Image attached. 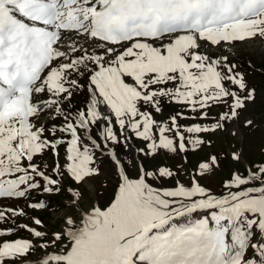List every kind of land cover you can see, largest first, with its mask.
I'll use <instances>...</instances> for the list:
<instances>
[{
	"label": "snow or ice",
	"instance_id": "6c2138e0",
	"mask_svg": "<svg viewBox=\"0 0 264 264\" xmlns=\"http://www.w3.org/2000/svg\"><path fill=\"white\" fill-rule=\"evenodd\" d=\"M252 41L264 0H0V264H264Z\"/></svg>",
	"mask_w": 264,
	"mask_h": 264
},
{
	"label": "rangeland",
	"instance_id": "374dc122",
	"mask_svg": "<svg viewBox=\"0 0 264 264\" xmlns=\"http://www.w3.org/2000/svg\"><path fill=\"white\" fill-rule=\"evenodd\" d=\"M253 46V47H252ZM246 49V50H245ZM225 51L227 53H231L232 56L238 57L240 59V63L247 69L249 65H252L255 68V71H249L248 72V79L253 81L257 88L264 87V42L261 41H252L250 44H242L238 43L235 50L232 48H225ZM79 100H83V97H79ZM183 123V121H182ZM259 134H257V139H258ZM251 139V138H250ZM213 150H215L213 148ZM189 160L191 161L193 157L189 155ZM127 159V157H126ZM157 164H167L170 167L175 166V161L174 160H157V161H152V160H147L146 161V166H148L150 169L155 167ZM232 165L230 163L225 164L224 171L222 173L217 174V179L214 184L208 185L206 181H200L201 184H204L205 186H210L214 190L219 189V185L222 179L227 178L230 174V169ZM237 167H239L237 165ZM179 179L184 182L188 183V177L185 176L183 173L180 174ZM156 187L158 188H171L174 186V181H160L155 184ZM111 195V188H109L108 193L105 195L104 198V203H102V207L104 204L107 203L108 199L110 198ZM11 203V201H0V207H3L6 204ZM21 205L23 204V201L20 202ZM83 203V202H82ZM83 207L89 208L91 207L90 204H83ZM47 213L45 216L47 217ZM199 219V214H194L191 216H182L179 218H175L173 220H170L168 223L165 225L161 226L159 229H153L152 232L149 234V236L152 235H158V234H164V233H175L177 231L183 230L185 228L191 227L197 220ZM11 225L5 224L2 227H9ZM31 239V237L24 231H19L16 232L14 235L10 237H6V239ZM51 251V249H49ZM140 252H144V249H140ZM39 255V253H38ZM30 260L33 262L35 261V257H31ZM133 264H153L152 259L150 258H145L141 260L139 258V253L133 257Z\"/></svg>",
	"mask_w": 264,
	"mask_h": 264
},
{
	"label": "bare ground",
	"instance_id": "6f19581e",
	"mask_svg": "<svg viewBox=\"0 0 264 264\" xmlns=\"http://www.w3.org/2000/svg\"><path fill=\"white\" fill-rule=\"evenodd\" d=\"M253 47V46H252ZM246 50V49H245Z\"/></svg>",
	"mask_w": 264,
	"mask_h": 264
}]
</instances>
